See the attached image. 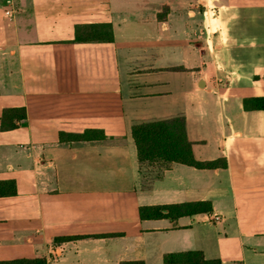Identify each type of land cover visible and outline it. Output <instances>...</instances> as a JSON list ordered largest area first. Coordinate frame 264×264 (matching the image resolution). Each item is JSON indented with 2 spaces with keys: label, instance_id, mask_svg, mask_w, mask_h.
<instances>
[{
  "label": "crops",
  "instance_id": "1",
  "mask_svg": "<svg viewBox=\"0 0 264 264\" xmlns=\"http://www.w3.org/2000/svg\"><path fill=\"white\" fill-rule=\"evenodd\" d=\"M0 0V262L264 264V0ZM107 25L104 41H78ZM25 126L2 130L6 109ZM185 117L199 162L142 168L135 125ZM102 132L103 140L66 137ZM226 163V165H224ZM158 170V172H156ZM208 202L145 219L142 207Z\"/></svg>",
  "mask_w": 264,
  "mask_h": 264
},
{
  "label": "trees",
  "instance_id": "2",
  "mask_svg": "<svg viewBox=\"0 0 264 264\" xmlns=\"http://www.w3.org/2000/svg\"><path fill=\"white\" fill-rule=\"evenodd\" d=\"M111 31L107 25L89 27L84 37H77L78 41H104L110 38ZM246 108L264 110V98L246 101ZM27 113L24 108L6 109L1 119L2 130H14L25 126ZM132 136L138 151V158L142 168L158 167L159 172L173 164H181L201 170L216 169L223 165L221 160L215 162H199L195 159L192 146L186 130L185 117H177L164 121H155L135 125ZM76 141L103 140L104 133L86 131L80 135L66 137ZM226 165V163L224 164ZM16 183L13 181L0 182V197L16 194ZM208 202H193L170 206L142 207L139 214L145 219H172L194 216L211 212ZM166 264H221L218 261H207L201 252L184 254H169L165 256ZM0 264H46L39 260H16L0 262Z\"/></svg>",
  "mask_w": 264,
  "mask_h": 264
},
{
  "label": "built area",
  "instance_id": "3",
  "mask_svg": "<svg viewBox=\"0 0 264 264\" xmlns=\"http://www.w3.org/2000/svg\"><path fill=\"white\" fill-rule=\"evenodd\" d=\"M4 1V17L9 20L13 21L16 16L17 12V0H3Z\"/></svg>",
  "mask_w": 264,
  "mask_h": 264
},
{
  "label": "rangeland",
  "instance_id": "4",
  "mask_svg": "<svg viewBox=\"0 0 264 264\" xmlns=\"http://www.w3.org/2000/svg\"><path fill=\"white\" fill-rule=\"evenodd\" d=\"M156 172H158V170H156Z\"/></svg>",
  "mask_w": 264,
  "mask_h": 264
}]
</instances>
